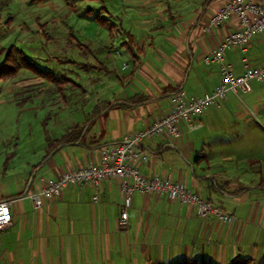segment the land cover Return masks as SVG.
Returning a JSON list of instances; mask_svg holds the SVG:
<instances>
[{"label": "crops", "instance_id": "obj_1", "mask_svg": "<svg viewBox=\"0 0 264 264\" xmlns=\"http://www.w3.org/2000/svg\"><path fill=\"white\" fill-rule=\"evenodd\" d=\"M191 1L199 7L176 17L180 24L129 29L122 22L125 39L127 34L132 37L137 57L126 52L129 58L121 75L110 69L114 73L107 75L115 79L112 87L92 94L93 100L79 117L70 119L66 111L56 115L66 120L62 131L43 125L39 132L45 141L18 142L11 152L8 143L0 152V162L9 159L7 167L2 164L0 169V201H12V225L0 231V264H171L184 260L229 264L239 258L264 264V141H232L236 130L253 119L262 127L264 82H252L249 93H229L219 105L205 109L194 119L198 125L194 131L170 141L165 136L142 141L137 157L130 161L146 176L184 184L229 214L230 222L214 215L201 218L196 206L166 196L135 193L127 227L121 229L123 198L116 179L71 187L38 209L29 198L47 180L98 163L104 146L165 115L173 94L183 91L187 96H202L219 83V64L204 59L240 28L239 21L232 17L217 27L209 25L214 13L230 0ZM169 8L174 13L171 4ZM223 63L236 74L242 73L245 64L264 65V31L252 38L245 51L226 50ZM31 110L23 112L31 114ZM76 126H83L79 139L49 148L50 142L55 144ZM255 145L259 146L257 154L247 158L246 149ZM47 149L27 190L35 166L29 159ZM250 161L258 164L256 169L250 168ZM16 162L18 168L12 171Z\"/></svg>", "mask_w": 264, "mask_h": 264}, {"label": "rangeland", "instance_id": "obj_2", "mask_svg": "<svg viewBox=\"0 0 264 264\" xmlns=\"http://www.w3.org/2000/svg\"><path fill=\"white\" fill-rule=\"evenodd\" d=\"M169 4L174 13H170ZM194 4L191 0L188 3L179 0L177 3L172 0H43L41 3L0 0V50L6 51L14 46L39 68L51 71L56 77L66 75L86 90L81 93L67 86L61 95L55 86L25 69H21L13 78L0 80V152L8 143L11 152L18 142L45 141L44 134L39 131L46 115L50 116L46 122L47 130L62 131L60 127L65 125L66 120L60 116L61 119L55 118L56 115L66 111L70 119L79 117L86 104L93 100L91 95L99 89L112 87V81H115L114 75L63 62L70 60L93 66L102 64L121 75L122 66L129 58L120 46L125 40L122 22L129 29L176 25L180 24L176 17L199 7L197 1ZM88 8L91 9L90 13L87 12ZM98 15L110 21L114 26L112 32L95 22L94 17ZM70 29L80 46L70 38ZM146 36L141 35L139 43ZM3 57L0 54V65ZM85 93H88L87 97ZM28 107L33 108L31 114L23 112ZM38 133H42L41 138H37ZM232 141H264V129L253 119L244 129L236 130ZM258 148V145L248 147L245 151L247 158L256 155ZM48 151L38 152L31 158L24 155L23 158H30L29 162L36 165ZM250 163L251 169L258 166L257 163ZM2 164L1 161L0 169ZM14 164V169L12 166L10 168L12 171L17 170L19 163Z\"/></svg>", "mask_w": 264, "mask_h": 264}, {"label": "built area", "instance_id": "obj_3", "mask_svg": "<svg viewBox=\"0 0 264 264\" xmlns=\"http://www.w3.org/2000/svg\"><path fill=\"white\" fill-rule=\"evenodd\" d=\"M232 17L239 21L240 28L230 33L210 55L205 57L206 63L220 66L221 78L214 89L202 96H187L183 91L172 95L168 112L144 129L125 135L119 142L104 146L98 163L64 172L54 180H47L35 192L29 194L35 208H41L45 201L56 199L71 187L83 185L97 186L108 179L119 181L123 204L119 214V227L124 229L128 223V209L135 193L156 194L182 204L194 205L197 216L207 218L216 216L224 222H230L232 217L212 202L201 198L196 192L184 184L173 182L157 176H146L130 164L137 157L140 143L156 136H165L170 141L194 131V119L202 115L210 106L223 102L229 93L239 96L251 91V83L264 82V65L251 66L245 64L241 74H236L232 68L223 63L226 50L237 48L245 51L256 35L264 31V0H230L218 9L209 21V25L217 27ZM125 67L123 66V69ZM264 129V123L262 124ZM96 201V196L93 197ZM11 200L0 201V231L12 225Z\"/></svg>", "mask_w": 264, "mask_h": 264}, {"label": "trees", "instance_id": "obj_4", "mask_svg": "<svg viewBox=\"0 0 264 264\" xmlns=\"http://www.w3.org/2000/svg\"><path fill=\"white\" fill-rule=\"evenodd\" d=\"M32 2L35 3H41L43 2V0H32ZM88 13L91 12V9L88 8L87 10ZM95 22L100 25L101 27H105L107 28V30L110 32H112V30L114 29L113 25L110 23V21L103 17V16H95L94 17ZM8 23L10 22L9 20L7 21ZM69 35L70 38L74 41H77L75 39V36L73 34V30L70 29L69 31ZM70 39V40H71ZM70 42V41H69ZM68 42V43H69ZM77 45H79L80 43L77 41L76 42ZM81 45V44H80ZM79 45V46H80ZM120 46L122 48L125 49V51L132 57V58H136L137 55L133 49V44H132V37L130 35H126V39L120 44ZM4 49L0 50V54H3V61L0 65V80H6V79H10L13 78L17 75V73L21 70V69H25L30 71L31 73H33L35 75V77L37 78H41L42 80H44L45 82H47V84L49 85H53L57 88V92L59 94H63L64 91L66 90V87L69 86V88H71L72 90L77 89L79 90L81 93H84L86 91H84V89H82V87L77 84L75 81H73L71 78H69L66 75H62L60 77H56L54 73H52L51 71H45L41 68H39L38 66H36L31 60H28L27 57L25 56V54H23V51L16 49L14 46H10L6 51H3ZM63 63H69L72 65H78L79 67L83 68V69H87V70H95V71H102L106 74H112L114 73L113 70H110L106 67H104L102 64H98L97 66H93V65H89V64H81V63H77L75 61H70V60H66ZM50 116L46 115L45 120L43 121V125H46V122L49 120ZM83 126H76L73 129H71L69 132H67L65 135H63L60 139L57 140V142L55 144L49 143V148L52 149L53 147H58L59 143L62 142H66V141H74L79 139L81 132H82ZM49 138L47 137V141ZM47 156H45L46 158ZM8 158L5 160L3 166L4 169L7 167L8 164ZM43 161H41L38 165H35L33 167V170H36L37 168H39L42 165ZM155 264H160V263H155ZM171 264H195L192 261H178V262H173ZM229 264H250V261L245 259H237L235 262H230Z\"/></svg>", "mask_w": 264, "mask_h": 264}, {"label": "water", "instance_id": "obj_5", "mask_svg": "<svg viewBox=\"0 0 264 264\" xmlns=\"http://www.w3.org/2000/svg\"><path fill=\"white\" fill-rule=\"evenodd\" d=\"M49 156H50V155H49ZM40 167H41V166H40ZM40 167L37 168L36 170H34V171L31 173V175H30V177H29V180H28V183H27V190H28L29 187L31 186L32 180H33L34 176L36 175L37 171L40 169Z\"/></svg>", "mask_w": 264, "mask_h": 264}]
</instances>
